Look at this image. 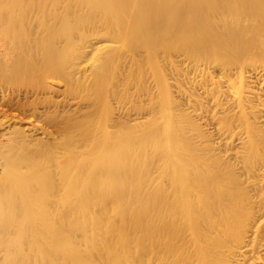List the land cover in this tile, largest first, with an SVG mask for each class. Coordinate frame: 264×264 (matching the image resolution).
Instances as JSON below:
<instances>
[{
    "label": "bare ground",
    "instance_id": "6f19581e",
    "mask_svg": "<svg viewBox=\"0 0 264 264\" xmlns=\"http://www.w3.org/2000/svg\"><path fill=\"white\" fill-rule=\"evenodd\" d=\"M5 109L0 264H264V0H0Z\"/></svg>",
    "mask_w": 264,
    "mask_h": 264
},
{
    "label": "rangeland",
    "instance_id": "374dc122",
    "mask_svg": "<svg viewBox=\"0 0 264 264\" xmlns=\"http://www.w3.org/2000/svg\"><path fill=\"white\" fill-rule=\"evenodd\" d=\"M64 60H65V63H64ZM175 60H179V58H176L175 57ZM54 61H56L55 59H54ZM57 62H59L60 63V65H58L59 66V69H60V71H61V75H62V79H50V80H48V81H50L49 83L52 85V88L53 89H56L57 90V92L55 91V93L53 94V99H56V100H61V102H62V105L63 106H61L60 107V113L59 114H62V113H64V111H68V110H70V109H73V110H75V109H77V108H81V109H87V105L86 104H88V102H85L84 101V103H82V104H78V102H79V98L78 97H74V96H68L67 98H64V96H63V94H61V92L64 90V88H65V82H64V80H63V78H65V71H67V58H63V57H59L58 59H57ZM64 63V64H63ZM84 64V63H83ZM182 64H184L185 65V63H182ZM181 68H182V70L185 68V66H183V65H181L180 66ZM147 70V69H146ZM168 70V71H167ZM185 70V69H184ZM147 73L145 74V76H144V78H143V80H145V77H146V84L147 85H152L153 84V81H152V75H151V73H149L150 71H146ZM166 73H165V75L166 76H168V77H166V78H168V80L167 81H169V83L171 84H173L172 86H171V88H172V90L173 89H175L174 88V85H175V81H174V79H175V76H173V74L171 73V71L169 70V69H166V71H165ZM169 75H168V74ZM118 74V73H117ZM67 77V76H66ZM151 77V78H150ZM148 78V79H147ZM174 78V79H173ZM56 80L57 81H59L60 83H57L56 84ZM148 80V81H147ZM137 82L139 83V81H135V83L137 84ZM132 83V84H131ZM133 84V81H126V84H125V82L123 83V84H125V87H124V85L122 84L120 87H118V91L120 92V91H122V89H123V91H124V88H126V87H128V92H133V91H135L134 89H135V87H136V84ZM133 85H135V87L133 86ZM22 87V86H21ZM21 87H19L18 88V90H20L19 91V95L17 96V98H19L21 101H27V102H30L33 98H34V94L33 93H31L30 92V94H27L26 96H25V93L24 92H28V90L29 91H31V86L29 87V85L27 86V87H25V86H23V88H21ZM29 87V88H28ZM28 88V89H27ZM121 89V90H120ZM10 90H11V88H10ZM21 90H22V92H21ZM59 91V92H58ZM8 93H9V91H8ZM10 93H11V91H10ZM24 94V95H23ZM32 94V95H31ZM57 94V95H56ZM24 97L26 98V99H24ZM72 97H74V98H72ZM142 98L144 97L143 95L141 96ZM32 98V99H31ZM64 98V99H63ZM15 100V99H14ZM110 103H111V106L112 107H114V110L116 111V103L114 102V101H111L110 100ZM125 106H129V102H127V103H125ZM52 106H50V108H51ZM49 108V110H52V113H54L53 111H54V109L53 108H51L50 109ZM41 110H43V108L41 109ZM124 110H125V108H124ZM114 111V112H115ZM15 111H12V109L10 110V109H5V110H2V112H0V119H2V117L3 116H7V117H9V118H12V119H14V118H16L15 116H16V114L14 113ZM116 113V112H115ZM58 114V115H59ZM25 116H27V115H25ZM25 116H20L21 117V119L20 118H16L17 120H19L17 123H14V122H12L11 124H9V126L8 127H4L5 129L6 128H8V130H10V129H12V128H22V129H24L27 133H29L30 132V134H32V138H36V139H38V138H40V139H43V140H51L52 139V136L50 135V137H49V132H51V131H53V130H56V127L55 126H53L54 124H51L50 122L48 123V121L45 119V118H43V117H41V118H38V120H32V118H30V117H25ZM14 117V118H13ZM133 117V116H132ZM21 120V121H20ZM199 122H201V124H202V126L204 127V128H206V130H210L211 128L209 127H206L205 125H204V120L202 121V120H198ZM15 124V125H14ZM19 125V126H18ZM16 126V127H15ZM35 126V127H34ZM12 127V128H11ZM53 127V128H52ZM32 128V129H31ZM33 128H35V130L33 129ZM55 128V129H54ZM1 129H3V128H0V131H1ZM4 129V130H5ZM31 129V130H30ZM44 130V131H43ZM53 132H55V131H53ZM250 193H252V191H250ZM261 193V192H260ZM260 193L258 192V196L260 195ZM256 196V195H255ZM258 196H256V199H258ZM258 223V221L256 220V224ZM255 225V224H254ZM252 237V234L250 233V237L249 238H251ZM262 243H264V242H262ZM262 253H264V252H262ZM165 264V263H164ZM166 264H170V262H168V263H166Z\"/></svg>",
    "mask_w": 264,
    "mask_h": 264
}]
</instances>
